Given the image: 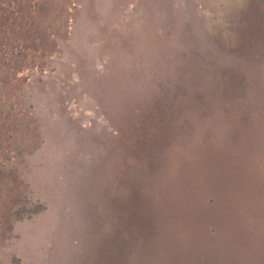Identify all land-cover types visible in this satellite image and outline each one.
Returning <instances> with one entry per match:
<instances>
[{
	"label": "rangeland",
	"instance_id": "1",
	"mask_svg": "<svg viewBox=\"0 0 264 264\" xmlns=\"http://www.w3.org/2000/svg\"><path fill=\"white\" fill-rule=\"evenodd\" d=\"M74 3L0 264H264V0Z\"/></svg>",
	"mask_w": 264,
	"mask_h": 264
},
{
	"label": "trees",
	"instance_id": "2",
	"mask_svg": "<svg viewBox=\"0 0 264 264\" xmlns=\"http://www.w3.org/2000/svg\"><path fill=\"white\" fill-rule=\"evenodd\" d=\"M77 15L74 0H0V236L14 213L29 214L28 185L8 162L42 140L40 122L20 97L27 71L45 67Z\"/></svg>",
	"mask_w": 264,
	"mask_h": 264
}]
</instances>
